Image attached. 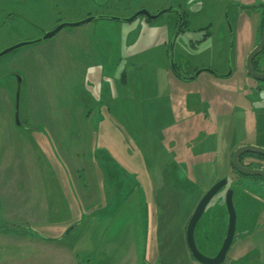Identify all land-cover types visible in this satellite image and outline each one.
I'll list each match as a JSON object with an SVG mask.
<instances>
[{"label":"rangeland","instance_id":"1","mask_svg":"<svg viewBox=\"0 0 264 264\" xmlns=\"http://www.w3.org/2000/svg\"><path fill=\"white\" fill-rule=\"evenodd\" d=\"M140 10L165 13L155 21L100 18L127 19ZM263 12L264 0H0V53L60 24L96 18L0 58V264H39L45 237L57 238L89 215L98 232L120 204L108 232L135 206L143 207L144 229L146 200L154 233L138 237L139 258L150 246L152 264H201L188 249L187 225L223 178L228 184L197 224V246L207 256L218 253L229 188L238 235L246 232L252 202L264 207V179L240 176L230 163L239 146L264 147V89L255 93L245 69ZM170 56L183 77L202 67L233 73L202 71L184 81ZM243 164L264 169V160L250 156ZM105 201L108 211L86 214ZM88 233L76 231L47 250L54 249L52 258L83 259L95 250ZM223 264H264V217Z\"/></svg>","mask_w":264,"mask_h":264},{"label":"water","instance_id":"2","mask_svg":"<svg viewBox=\"0 0 264 264\" xmlns=\"http://www.w3.org/2000/svg\"><path fill=\"white\" fill-rule=\"evenodd\" d=\"M170 10H173V9H170ZM164 13H165V11H161V12H159L156 15H152L147 10H140V11L136 12L132 17L127 18V19L116 18V17H113V18L100 17V18H107V19H112V20H117V21L124 20V21H127V22H132V21L136 20L138 17L144 16L150 21H155V20L159 19ZM178 13L180 14V16H182V14L180 12H178ZM94 19H96V18L90 17L89 19L84 20L82 22H78V23H73V24L64 23V24H60L54 30L45 33L43 38L40 39V40L17 44V45H15L13 47H10V48L4 50L3 52L0 53V58H2L3 56H5V55H7V54L19 49V48L24 47V46H28V45L39 43L41 41L49 40L50 38L55 36L58 32H60L62 29L66 28V27H77V26H80L82 24L91 22ZM182 24H183V19L181 17V22L179 24L178 33H179V31H180V29L182 27ZM171 49H172V47H171ZM263 51H264V28H263V32H262V36H261L260 41L255 46V48L248 54V56L246 58V63H245L247 74L251 78H254V79L259 80V81H264V73H259V72H257L254 69L253 61ZM170 55H171V52H170ZM170 62H171L172 70L176 73V75H178L179 77H182L177 72L176 66H175L174 61H173L171 56H170ZM202 71H208V72H211L213 74H216L215 71H213L211 69H208V68H204V69L199 70L194 76H192L189 79V81H192V80L196 79L197 76ZM231 74L232 73L230 72V74L226 75L225 77H229ZM19 83H21V79L20 78H19ZM18 96H19V94H18ZM16 119H17V122L19 124V105H18V100H17ZM247 153H254V154L264 155V147L263 146H259V145H243V146L237 147L235 149V151L233 152L232 157H231V163H232V166H233L234 170L237 173H239L241 175H244V176L260 177V178L264 179V169L248 167V166H246V165L241 163V161H240L241 156L243 154H247ZM227 184H228V180L226 178H223V179L219 180L217 183H215L204 194V196L201 198L200 202L198 203V205L196 207V210L194 211V213L191 216V218L189 220V223L187 225L186 241H187L188 249H189L192 257L197 262H199L201 264H223L225 262V260H226L227 253L230 250V248L232 246V243L234 241V237L236 235L237 212H236V207H235V203H234V189L229 188L227 190L226 196H225V204H226L227 212H228V229H227L226 238L224 240V243H223L220 251L214 257L207 256V255H205L204 253H202L200 251V249L197 246L196 240H195V230H196L197 224L200 221L201 217L203 216L207 206L212 201V199L223 188L226 187Z\"/></svg>","mask_w":264,"mask_h":264},{"label":"crops","instance_id":"3","mask_svg":"<svg viewBox=\"0 0 264 264\" xmlns=\"http://www.w3.org/2000/svg\"><path fill=\"white\" fill-rule=\"evenodd\" d=\"M256 32L257 31L255 29L254 37L256 35ZM150 198L152 199L151 193H150ZM108 203L109 201H105L103 207H101L100 210L94 209L93 204L90 203L93 207V210H87L86 214L87 213L89 214V212H91V214L93 213L97 214L96 213L97 211L100 212L105 210L106 208H107L106 210L108 211L110 207ZM145 203L147 204L146 214L147 217L149 218V225L146 228L143 229L142 223L140 221L141 220L140 211L143 209V207H137V206L131 208V210H129L128 215L123 216V218L127 221L120 228H113L112 233L108 232L110 230V227L108 226L111 225V223L109 222V218H112L113 215H116L118 212L121 211V209H124L125 206L123 205L121 206V204L116 209H114L115 208L114 206L112 208L114 210L111 213L106 214L107 217L105 219L107 221H105V226L98 227L100 230L98 232H96L97 224L94 222V220L93 221L91 220L92 218H90L92 215H89L88 217L82 216L80 221H78V217H77L76 222L73 223L72 225L74 227L70 229L69 228L70 225H69L65 228V231L61 233L60 236H58L57 238L47 236L43 239L41 243H39V246L46 247L42 249L44 253L43 255L41 254L40 256L39 264H138V261L139 264L140 262L141 264H152V262L150 261L151 252H152L150 251L151 248L150 246L144 250L145 253L142 255L141 258H139L138 253L140 252H138L137 250L138 237L144 236L145 241H147L148 239L153 238V233H154L153 208L149 202L147 203V200ZM93 219H94V215H93ZM90 220L93 222L92 223L93 226L92 224L89 225ZM80 230H82L83 232L86 231L87 233L89 231L88 236L91 234V237H89V239L94 238L93 244L95 245V250L92 255H94L96 251H99L101 253L100 257L95 256V258H93L92 255L90 256L87 255L85 258L81 259L77 255L68 254L65 258H63L62 253L59 254L56 252L53 254L54 256L52 258L50 252H53L54 249L47 250V248L51 246L54 248L57 246L59 247L60 244L62 245L63 238L69 237L72 233ZM100 246L102 247L100 248ZM115 246H119V247L123 246V247H120V251L118 253H115V251L113 250L115 249L114 248Z\"/></svg>","mask_w":264,"mask_h":264},{"label":"flooded vegetation","instance_id":"4","mask_svg":"<svg viewBox=\"0 0 264 264\" xmlns=\"http://www.w3.org/2000/svg\"><path fill=\"white\" fill-rule=\"evenodd\" d=\"M181 13V12H180ZM264 22V21H263ZM263 28H264V25H263ZM263 32V31H262ZM261 36H262V34H261ZM261 36H260V39H261ZM260 41V40H259ZM258 44V43H257ZM262 55L260 54V55H258L255 59H254V61H253V65H254V69L257 71V72H259V73H264V63L262 64ZM260 63V64H259ZM172 69V68H171ZM177 69V68H176ZM201 69H204L203 67L202 68H199L198 70H196V72H195V74L199 71V70H201ZM245 69H246V66H245ZM173 71V70H172ZM177 72H178V70H177ZM173 73L176 75V73L173 71ZM179 73V72H178ZM232 73H233V71H232ZM194 74V75H195ZM201 74V73H200ZM213 74V73H212ZM229 74V72L227 73V74H220V73H218V72H216V74H213L214 76H216V77H218V78H225V76L226 75H228ZM248 75V74H247ZM179 79H183L184 81L185 80H189L191 77H179L178 75H176ZM199 76V75H198ZM197 76V77H198ZM248 77L250 78V79H252V81L253 82H255L257 85L255 86V89H254V91H255V93H261L262 91H263V89H264V81H259V80H256V79H254V78H251L249 75H248ZM255 168H259V167H255ZM255 179H258V178H255ZM226 196V195H225ZM253 196H255V195H253ZM257 196V195H256ZM258 197V196H257ZM234 200H235V192H234ZM251 202H252V199H251ZM235 203V202H234ZM253 204H254V208H255V211H254V214H253V217H252V222H253V224H252V226L246 231V232H244V233H242L241 235H238V213H237V227H236V235H235V237H234V241H233V243H232V246H231V248H230V250L228 251V253H227V257H228V254H230V251L232 250V248L234 247V245H235V243L236 242H238L239 240H241V241H243L246 237H248V236H250V235H253V234H255V233H257L258 231H259V226H260V222H261V220H262V218L264 217V207L261 205V202H259L258 200L257 201H255L254 200V202H252ZM226 205V204H225ZM237 210V209H236ZM238 212V211H237ZM228 213V212H227ZM228 229V228H227ZM227 229H226V233H225V235H224V238H223V241H222V243H221V247H222V245H223V243H224V240H225V238H226V234H227ZM221 247H220V249H221ZM220 249H219V251H220ZM218 251V252H219ZM218 254V253H217ZM216 254V255H217ZM216 255H214V256H216ZM214 256H212V257H214ZM227 257H226V259H227Z\"/></svg>","mask_w":264,"mask_h":264},{"label":"trees","instance_id":"5","mask_svg":"<svg viewBox=\"0 0 264 264\" xmlns=\"http://www.w3.org/2000/svg\"><path fill=\"white\" fill-rule=\"evenodd\" d=\"M182 14V13H181ZM182 17H183V14H182ZM264 12H263V18H262V23H261V31H260V36H261V34H262V31H263V25H264ZM184 24V23H183ZM183 24H182V27H181V29H180V31L179 32H181L182 31V28L184 27L183 26ZM247 156H250V157H254V158H256V159H260V160H264V155H261V154H254V153H247V154H243L242 156H241V158H240V161H241V163L243 164V159L245 158V157H247ZM232 157V156H231ZM230 165H231V167L233 168V166H232V163H230ZM248 167H254L253 165H250V166H248ZM233 170H234V168H233ZM235 171V170H234ZM236 172V171H235ZM237 173V172H236ZM237 174H239V173H237ZM240 176H241V174H239ZM242 176H244V175H242ZM249 177V176H248ZM254 178H258V179H263V178H260V177H254Z\"/></svg>","mask_w":264,"mask_h":264}]
</instances>
